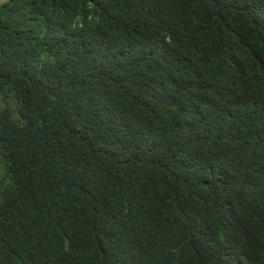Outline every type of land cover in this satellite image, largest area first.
<instances>
[{"label":"trees","instance_id":"16d2710c","mask_svg":"<svg viewBox=\"0 0 264 264\" xmlns=\"http://www.w3.org/2000/svg\"><path fill=\"white\" fill-rule=\"evenodd\" d=\"M0 168V264H264V0H6Z\"/></svg>","mask_w":264,"mask_h":264},{"label":"rangeland","instance_id":"374dc122","mask_svg":"<svg viewBox=\"0 0 264 264\" xmlns=\"http://www.w3.org/2000/svg\"><path fill=\"white\" fill-rule=\"evenodd\" d=\"M6 0H0V4H2L3 2H5ZM0 176H1V168H0Z\"/></svg>","mask_w":264,"mask_h":264}]
</instances>
